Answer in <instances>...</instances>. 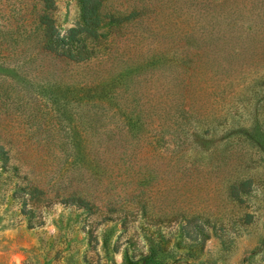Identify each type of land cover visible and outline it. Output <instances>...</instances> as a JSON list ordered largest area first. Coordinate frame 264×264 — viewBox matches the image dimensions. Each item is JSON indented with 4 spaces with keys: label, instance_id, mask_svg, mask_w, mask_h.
Instances as JSON below:
<instances>
[{
    "label": "rangeland",
    "instance_id": "374dc122",
    "mask_svg": "<svg viewBox=\"0 0 264 264\" xmlns=\"http://www.w3.org/2000/svg\"><path fill=\"white\" fill-rule=\"evenodd\" d=\"M82 1L0 0V264H264V0Z\"/></svg>",
    "mask_w": 264,
    "mask_h": 264
},
{
    "label": "trees",
    "instance_id": "16d2710c",
    "mask_svg": "<svg viewBox=\"0 0 264 264\" xmlns=\"http://www.w3.org/2000/svg\"><path fill=\"white\" fill-rule=\"evenodd\" d=\"M52 0H45V9L50 8L51 7V2ZM103 0H83V9H84V21H83V25H82V29L81 31L84 32L85 27H87L89 29L90 34L93 36L95 34H97V25H98V16H97V12L98 9L100 7V4H102ZM48 21V20H47ZM46 24L48 25V23L46 22ZM73 32V36H71V38L74 37V35L77 33V31L75 29L72 30ZM52 41V40H49ZM59 42H65V40L59 41ZM74 43H79V40H69V43H67V45H70L69 49L67 50L69 52V56L71 58V60H74L76 63H80L85 61L82 57H79V55H81V52H79L77 55H74L72 52V47L74 46ZM55 41L53 40L51 44H49V46H47V50L50 51L53 47H54ZM50 49V50H49ZM52 51V50H51ZM187 58H189V55H186ZM186 60H184L183 58H179L177 60V65H185ZM137 91L134 92L133 96H136ZM142 97V96H140ZM119 141V140H118ZM109 142L108 144H111L110 147H112L113 145H117L119 142ZM4 147V146H3ZM0 148V151L2 150V148ZM2 152H0V156L2 157V161H4V167L5 170L6 168H8V165L11 161L10 156H8L7 154H1ZM125 264H140L139 261H133L128 259Z\"/></svg>",
    "mask_w": 264,
    "mask_h": 264
}]
</instances>
